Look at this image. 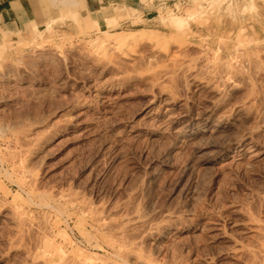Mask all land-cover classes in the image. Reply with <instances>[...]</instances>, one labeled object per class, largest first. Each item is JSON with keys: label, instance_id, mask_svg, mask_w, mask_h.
Wrapping results in <instances>:
<instances>
[{"label": "rangeland", "instance_id": "rangeland-1", "mask_svg": "<svg viewBox=\"0 0 264 264\" xmlns=\"http://www.w3.org/2000/svg\"><path fill=\"white\" fill-rule=\"evenodd\" d=\"M15 1L6 17H0V74H10L7 80L0 75V215L10 208L21 211L25 233H19L24 237L20 240L14 228L0 217V264H23L24 252L15 246L18 242L30 245L36 233L48 230L46 233H51L57 243L69 249L66 252L72 258L83 251L84 255L98 259L96 262L102 259L104 264H111V250L104 241L110 237L126 241L128 237L131 245L137 244L141 250L151 251L154 257L162 259L170 242L172 245L179 236L176 243L185 244L188 237L187 232H182L177 237L169 234L158 243L149 240L150 231L163 223L156 218L160 209L179 204L197 214L208 202L223 201V188L227 190L233 182L240 184L239 191L236 189L239 194H245L249 186L263 184L262 161H255L260 163L254 165L253 172L233 175L225 169L228 160L205 168L199 164L197 153L190 152L191 148H174L166 137L129 132L132 123L143 128L164 110L158 87L145 81L125 80L110 86L111 76L86 67L80 55L102 31L145 32L168 43L165 46L160 41L159 46L172 48L197 63L204 61L199 65L209 60L213 52L218 53L220 61L232 62V57L239 54L249 61L264 60V0ZM142 49H148L147 42ZM209 73L210 68L204 67L203 74ZM89 83L100 91L98 98L89 93L86 88ZM227 84L224 104L232 108L243 97V91H234ZM198 91H190L193 100H189L190 107L172 106L170 115L181 118L188 116V111L199 112L198 115L210 109L207 101L210 94ZM246 104L234 113L249 115ZM67 105L72 106L69 112L54 113L56 108ZM148 108L153 116L150 113L143 122L138 118ZM169 121L163 119V129ZM207 136L203 138L208 140ZM255 136L261 143L260 149L264 146V131ZM199 141L197 144L201 145ZM250 142L253 140L247 141V145ZM238 144L233 142L229 154L238 152ZM165 162L169 167L163 165ZM149 174L159 176L151 183L146 178ZM191 176L198 179L196 183L201 188L186 203L180 189L189 183ZM110 212L113 214L109 218L98 220ZM202 221V229L196 230L191 239L198 247L182 248L185 264L199 263L191 259L200 252L206 228L213 227L210 220ZM242 236L245 242L251 241L248 235ZM125 264L135 263L132 260ZM219 264L240 263L226 258L219 260Z\"/></svg>", "mask_w": 264, "mask_h": 264}, {"label": "bare ground", "instance_id": "bare-ground-1", "mask_svg": "<svg viewBox=\"0 0 264 264\" xmlns=\"http://www.w3.org/2000/svg\"><path fill=\"white\" fill-rule=\"evenodd\" d=\"M150 34L145 32H139V33L126 32L123 34H109L106 33L105 31H102L100 36L96 37V39L88 43V48L85 52L81 50L83 53L80 55V57L84 60L83 62L84 65L86 67H90L93 70H98L100 71L99 73H102L104 75L107 76L110 75L112 78V82H110L111 83L110 86L113 85L116 86V84H119L121 80H125L127 83L145 81L148 82L151 87L154 86L158 87L159 89L158 92L162 97V101H163L162 103L165 104L164 110L162 112L160 111L161 113H159L156 116V118L154 117V121L151 124H148L147 126L141 128L140 127L141 124L139 125L132 123V125L130 124L131 126L128 129V131L132 133L134 132L136 135L144 133L145 134L144 136L146 135L156 136V138L158 136L166 137L168 138V140L171 139L174 148L177 147L178 148L181 147L184 149L191 148L190 152L197 153V155L196 154L195 155L199 161V164L205 168L212 166L216 167L217 165L215 166V164L219 163L220 161L223 163L224 160L225 161L228 160V162H226L227 166L225 165L226 167L225 169H229L233 173V175L234 174L238 175L241 172L243 174L247 172H253L254 165L256 163H260V162L255 163V161L258 160L262 161L261 165L264 166V146H261V148L259 149L261 143L260 141L257 140L258 138H256L255 136L256 133H258L259 131H264V60L255 59L256 61H249L247 60V58H242L243 57L242 54H241L242 57L240 58V54H239L238 55L239 57L238 56L232 57V62L226 60L222 61L223 59L220 61L218 53L213 52L209 60L207 59L203 65H199V63H202L204 61L197 63L195 60L191 58H187L185 56L180 55L179 53L173 52L171 50L172 48L169 49L165 47L167 46L168 43L165 44L164 41L166 40L162 41L163 40L162 39L160 41L161 43L163 42V45H165L163 46L165 48H163L161 45L159 46L160 41L158 40L157 36L156 35L153 36ZM145 42L148 43V49L143 50L142 48ZM179 49H181L180 46L178 47V50ZM249 58L250 56L248 57V59ZM80 62H82V60ZM202 66L206 68L207 67L210 68L209 75L203 74L204 67L202 68ZM80 69L83 70L84 68L82 67ZM9 75L5 73L2 74L1 77L7 80ZM58 83H60V81ZM227 83H229L232 86V88L235 89L234 91H236V89H241L243 91V97L241 98L240 101L236 102V104L232 108H226L224 104V98H225L224 88H225V84ZM94 87L90 83L86 85V88L90 91L89 93H92L95 98H98L99 94L101 93L99 90L94 89ZM193 90L194 91L199 90L202 91L203 93L206 92L207 94H210V97L207 98L208 103H210L209 106L210 109L205 110V112L203 113L201 112V114L198 115L197 113L199 112L193 114V112L188 111L189 114L188 116L184 115L185 118L184 116H181V118L173 117L174 115L171 116L169 111L172 109V106H177V107L178 105L184 107L188 106L189 100H192V95L189 93L190 91ZM160 103H161V99H160ZM245 103L248 104L249 107L248 112H250L249 115L239 116L240 114H238V112H237L238 115L235 114L234 110H236L240 106H245ZM71 108L72 106H68V105L59 110H57L56 108L54 113L61 115L66 112H69ZM203 108H207V105L206 107ZM150 113L151 110L148 108L147 110L143 111V113L138 119L143 120V122H146L145 120L149 118ZM151 114L153 116V113ZM165 118L170 119L169 121L170 123H168L166 127L167 129L166 128L163 129L164 124L161 125V122H163V119ZM178 119L181 120L178 121ZM203 135L206 136L209 135L208 140L204 139ZM233 136L234 138H232ZM201 139L206 141H203V143L201 142L202 143L201 144L199 141ZM252 140L253 142H250L251 145H247V141H252ZM198 141L201 145L197 144ZM235 141L239 143L238 145L240 146V149L238 150V152L229 154L230 148H232L231 145H233V142ZM193 155L194 154H192V156ZM163 165L169 167V165L166 164V162ZM158 176L159 175L149 174L148 176H146V178L149 180V182L153 183L158 178ZM195 179L194 177L191 176L189 183L185 187L181 186L183 187V189H180V191L182 190V195L184 198H186V203H189L187 202V200L188 201L191 200L193 197H195V195L198 192H200L199 190L201 187L198 188L196 183L198 179L196 180ZM262 179L263 181L262 180L260 181H262L263 184L260 185L261 183L260 182L257 183L258 186L254 185L247 187V192L245 194L244 193L239 194L237 192L238 190L237 187L239 183L233 182L229 184L230 186L227 190L224 189L225 187L222 190L224 193L223 201L214 200L211 203L208 202V204H206V206L203 207V210H201V212L199 211L200 213L197 214H195V212H193V210L190 209V207L187 208L188 206H181L179 204L174 205L173 203L172 204L174 206L171 207L167 206L166 208L160 209V211H158L156 214V218H158V221L159 220L161 222L163 221V223L160 222L161 223L160 226L159 227L157 226L158 228L155 231L153 232L150 231L151 233L148 236L149 240L151 239L152 241L158 243L157 240L161 241L169 234L172 236L173 235L176 236L177 234H181L182 232H187V237H188L187 242H185V244L184 242L181 241L179 242L178 240H177L178 242L176 243L175 240L178 239L179 236L177 235L178 236V237L176 236L177 238L174 237L175 240L174 238L173 240L175 243L171 240L172 245L171 242L170 245H167L168 248H166V255H164L162 259L154 257L153 252L151 251L145 252L144 250H141L139 245L136 246L137 244L131 245L130 240H127L128 239L127 235H126L127 237L126 241L117 240V238L116 240H114L111 237L107 238V240L104 241V244L106 243L105 245H107L111 250L110 253L111 260L109 259L111 261V264H125L128 263L129 261L131 262L132 260L134 261L135 264H185L187 261L184 263L185 258H183L184 256L182 254V248L188 246L192 248L197 246L193 244V240L191 241V239L194 236L196 230H199L201 228V225H203L201 224V221L205 218L207 220H210V223L213 225V227L208 229L206 228V235L205 238H203L202 246L201 247L199 246L200 252L196 256H194V258H192L191 260H198L199 262L198 264H219V260L228 258L235 262H239L240 264H264V204H263L264 175L263 174H262ZM40 200L38 201L40 202ZM136 201L138 200L136 199ZM84 208L85 207H83V209ZM86 208H87V204H86ZM106 214L103 216L100 215L101 217L98 218V220L99 219L106 220L113 213L110 212V214L108 215ZM22 215L23 213L21 211L16 212L15 209H11V208L6 209V211L2 214L3 219L5 218L4 220H6L10 224V226L14 228L15 232L18 233V235L20 236L19 238L20 240L22 236L20 234L24 232ZM2 216L0 215V217ZM149 217H151V215ZM30 221L32 222V220ZM55 223L57 224V222ZM131 224L130 226H132ZM114 225L116 224L114 223ZM143 225H141V227ZM127 226H129V224ZM29 229L30 228L27 227V230ZM38 230H40V228ZM128 230H130V228ZM48 231L36 233L35 240L30 245L28 242H24L27 243V245L23 243L22 245H20L19 242L17 241L18 245H16L15 247L19 251L20 249H22L24 252L25 258L23 257L24 258L22 261L23 264H102L103 261L105 262V260L102 261V259H101L102 263L96 262L98 261V259L96 260L87 255H84L86 252L83 253V251H81V253L80 251L79 252L76 251L77 254L78 253L80 254L79 255L75 254L76 256L74 258L70 257L68 255V253L70 252L68 251L69 249L65 250L64 247L62 246L63 244L61 245L59 241L57 243L56 241L57 239L55 240V237L51 233H46ZM241 234L248 235L251 238V241L245 242ZM128 236L130 237V235ZM143 236L144 235L140 237L142 238ZM22 238L24 237L22 236ZM139 240L141 241V239ZM63 243H65V241ZM134 243L136 242L134 241ZM66 251H68V253ZM89 254L90 253H88V255Z\"/></svg>", "mask_w": 264, "mask_h": 264}, {"label": "crops", "instance_id": "crops-1", "mask_svg": "<svg viewBox=\"0 0 264 264\" xmlns=\"http://www.w3.org/2000/svg\"><path fill=\"white\" fill-rule=\"evenodd\" d=\"M14 3L16 4L15 0H0V17H6L11 6L15 5Z\"/></svg>", "mask_w": 264, "mask_h": 264}]
</instances>
